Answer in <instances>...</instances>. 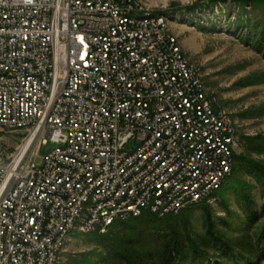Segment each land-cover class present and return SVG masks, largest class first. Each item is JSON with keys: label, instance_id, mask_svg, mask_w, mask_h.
I'll return each mask as SVG.
<instances>
[{"label": "built area", "instance_id": "built-area-1", "mask_svg": "<svg viewBox=\"0 0 264 264\" xmlns=\"http://www.w3.org/2000/svg\"><path fill=\"white\" fill-rule=\"evenodd\" d=\"M136 0H0V264H52L57 235L98 190L165 215L205 197L234 168L240 135ZM21 135L7 153L8 136ZM49 141L56 147L40 157ZM132 148H127L129 144ZM121 217V216H120Z\"/></svg>", "mask_w": 264, "mask_h": 264}, {"label": "rangeland", "instance_id": "rangeland-1", "mask_svg": "<svg viewBox=\"0 0 264 264\" xmlns=\"http://www.w3.org/2000/svg\"><path fill=\"white\" fill-rule=\"evenodd\" d=\"M207 1L152 0L149 6L168 17L169 31L178 39L183 53L201 68L206 90L216 97L218 105L232 115L241 140L238 154H243L264 167V57L242 38L240 32L249 25L250 19H263L264 13L259 9L253 11L251 4L237 5L235 0L216 3ZM197 4L202 5L196 7ZM21 137L13 134L6 138L7 153L16 150ZM133 146L132 143L127 148ZM55 147L56 144L49 141L43 146L39 156L43 157ZM237 180H245L251 184L252 194L260 208L264 203V194L259 183L244 169L234 172L228 182ZM222 192L223 187L217 194L221 195ZM223 196L230 204V214L223 213L221 196H215L210 204L214 208L215 217L227 218L229 227L224 231L239 246L247 242V238L240 239L245 233L241 226L245 214L233 190H228ZM201 207L202 205L194 206L193 220L196 233L203 236L205 230ZM86 216L87 211L84 210L78 219L77 228L67 236L57 264H108L104 263L106 251L100 237L94 231L79 230ZM263 224L264 216L258 226ZM258 264H264L263 252L259 253Z\"/></svg>", "mask_w": 264, "mask_h": 264}, {"label": "trees", "instance_id": "trees-1", "mask_svg": "<svg viewBox=\"0 0 264 264\" xmlns=\"http://www.w3.org/2000/svg\"><path fill=\"white\" fill-rule=\"evenodd\" d=\"M225 0H208L216 3ZM237 5L251 4L253 11L262 10L264 0H235ZM202 4H197L196 7ZM256 18H254L255 20ZM242 38L264 57V16L261 20L250 19L249 25L242 28ZM244 169L262 187L264 194V167L243 154L235 156L232 175L226 179L214 194L222 197L220 206L224 214H230V204L223 196L233 190L236 199L245 214L243 225L245 232L240 239L247 242L238 245L229 238L225 229L229 227L227 218H217L210 203H202L203 228L201 236L194 229V206H189L178 213L159 217L151 212H144L138 217L127 220H112L105 233L95 230L104 244L108 264H258L259 253L263 252L264 224L258 226L264 216V203L258 208L251 184L245 180L229 181L234 172ZM233 180V179H232ZM236 183V184H235ZM218 222H220L218 224ZM219 225V226H218ZM255 227V229H254ZM251 230H254L251 232ZM93 234V235H94Z\"/></svg>", "mask_w": 264, "mask_h": 264}, {"label": "bare ground", "instance_id": "bare-ground-1", "mask_svg": "<svg viewBox=\"0 0 264 264\" xmlns=\"http://www.w3.org/2000/svg\"><path fill=\"white\" fill-rule=\"evenodd\" d=\"M136 1L139 6H141L142 8H146L149 11H139L137 9H130V11L120 12V19H134V20H138V23L155 22V20L158 19L164 21V34H166V39H171V41H173L174 47L177 48L179 57H181L182 61H184V63H187L189 67L192 68V70H197L194 71V81L199 83V92H204V95L207 96L208 103H214V110H218L219 112L223 113L224 116H229V133H221L217 135V144H226L228 140H231V134L238 133L232 115L225 108L218 105L216 97L206 90L201 68L197 66L194 62L189 60L186 57V55L183 53L182 48L178 43V39L169 31L168 17L163 12L155 11L154 9L150 8L149 3L152 0H136ZM232 170L233 168H229L228 171H226L224 178L217 180V185L213 186L212 189H208L207 191H205V197H197L187 202L186 208L190 205H198L205 202L212 203L215 198L214 194L216 193L217 190L220 189L222 184L230 176ZM97 199H98V190H89L86 193V197H84L82 208H77L75 212H72V219L68 222V225L63 226L62 232L58 233L57 235L58 249L56 253H53L52 264H57L58 260L60 259V255L63 250L65 240L67 236L77 228L78 219L82 214V212H84V210L87 211V216L85 217L83 224L80 225L79 230L83 232V228H85V223L91 222L92 217H94L95 212H97V208H98ZM151 213L156 214L154 212ZM142 214L132 213L127 215V205H119V203H111L110 210H105L101 212V220H107L106 224H104V232H106L107 226L110 224L112 220H117V219L127 220L131 217L140 216ZM158 215H165V204H158ZM95 230H97V227H87V232H92Z\"/></svg>", "mask_w": 264, "mask_h": 264}]
</instances>
